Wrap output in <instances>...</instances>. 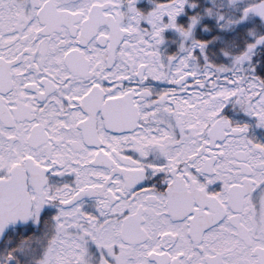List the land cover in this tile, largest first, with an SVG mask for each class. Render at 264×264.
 <instances>
[{
  "label": "snow or ice",
  "instance_id": "6c2138e0",
  "mask_svg": "<svg viewBox=\"0 0 264 264\" xmlns=\"http://www.w3.org/2000/svg\"><path fill=\"white\" fill-rule=\"evenodd\" d=\"M0 264H264V0H0Z\"/></svg>",
  "mask_w": 264,
  "mask_h": 264
}]
</instances>
